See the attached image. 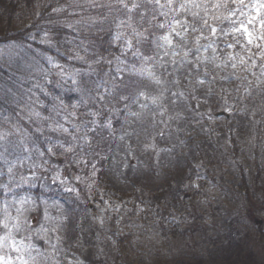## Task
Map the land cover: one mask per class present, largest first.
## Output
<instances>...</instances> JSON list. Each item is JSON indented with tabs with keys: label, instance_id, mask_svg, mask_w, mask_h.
Masks as SVG:
<instances>
[{
	"label": "trees",
	"instance_id": "obj_1",
	"mask_svg": "<svg viewBox=\"0 0 264 264\" xmlns=\"http://www.w3.org/2000/svg\"><path fill=\"white\" fill-rule=\"evenodd\" d=\"M133 3L139 7L132 9ZM194 3L199 6L190 0H173L164 8L154 0H0V169L8 174L0 197L30 191L37 178L58 174L57 169L49 171L53 165L70 160L66 177H75V185L70 180L65 184L60 173V183L48 189L37 183L36 191L72 201L75 235L68 258L73 264H80L82 252L90 248L98 252L96 264H122L130 258L131 244H137L133 236L110 239L102 219L129 230L152 223L154 215L163 219L161 212L167 210L179 222L187 216L196 219L198 200L211 181L224 179L221 173H237L242 182L264 175L260 121L237 114L232 103L238 95L216 67L208 74L210 94L189 95L178 85L205 75L196 64L192 41L175 39L188 57L178 72L161 64L154 48L155 38L169 29L159 28L160 23L171 24L175 17L206 30V20L216 29L220 56L226 57L232 53L228 43L237 34L244 36L241 26L248 23L257 0ZM117 33L124 39L117 41ZM138 96L144 101L134 103ZM212 120L220 123L219 129L188 148L184 134ZM123 121L130 124L135 158L153 175L172 170L181 155L189 174L154 192L114 189L107 173ZM229 246L234 249L233 242ZM233 254L236 260L253 259L245 249Z\"/></svg>",
	"mask_w": 264,
	"mask_h": 264
},
{
	"label": "rangeland",
	"instance_id": "obj_2",
	"mask_svg": "<svg viewBox=\"0 0 264 264\" xmlns=\"http://www.w3.org/2000/svg\"><path fill=\"white\" fill-rule=\"evenodd\" d=\"M251 17V23L241 26L243 30H248L244 35L246 42L241 43L238 36L235 45L240 47V52H234L235 47H232V53L226 54L227 58L220 56V49L214 48V42L203 26H195L197 31L189 28L188 32H183L180 26L172 25L177 32L182 33V37L176 36L169 28L155 38L154 48L158 61L178 72L182 63L188 62V58L175 39H191V49L198 67L206 72L214 67L219 69V77L238 95L232 103L236 106L237 114L256 116L260 121V133L264 135V27H261L264 9L259 13L255 9ZM166 34L172 40L170 45L161 39ZM116 39L120 41L124 37L117 33ZM259 61L263 66L259 65ZM216 62L219 66H216ZM207 75L189 80L186 85L179 84L178 88L189 95L207 96L211 86ZM108 82L104 79L103 86L107 87ZM142 99L136 97L133 102ZM227 111L233 113L234 108L229 107ZM219 126L216 120L199 124L184 134L183 141L188 148H193L210 132L218 130ZM129 129L128 121L121 123L120 138L112 149V170L107 173V179L114 189L128 192L141 187L154 192L166 182L179 183L189 174L188 162L181 155L172 170H159L158 174L153 175L151 170L143 166V162L135 158ZM70 164L69 160L53 165L49 171L52 173L57 169L58 174L52 175V179L37 178L35 182L43 183L45 189L50 188L55 181L60 183V173L66 177ZM221 174L224 179L216 177L210 183L212 187L203 191L202 198L198 200L199 216L194 217L196 219H187V216L183 222H179V218H171L173 213L167 210L161 212L163 219L154 215L152 223H139L134 230L116 223L112 225L111 220L102 219L110 239L131 234V241L137 242L135 246L131 244L133 250L129 251L130 258L122 264H195L199 259L203 261L201 264H264V175L258 181L248 176L242 182L237 173L234 176L227 175L230 174L227 171ZM7 175L0 169V188L7 185ZM69 180L67 178L65 184ZM76 182V178L72 177L68 184L75 185ZM37 183L26 193L9 198L0 197V224L7 222L9 225L8 229L0 227V238L10 232L18 244L23 241L20 252L14 251L9 242L0 247V256L11 257V264H22V261H27V264H73L74 261L68 258L75 235L72 201L60 196L45 197L36 191ZM14 225H19L18 230ZM176 230H180L185 238ZM232 242L233 250L229 246ZM242 249L249 252L253 259L236 260L233 253ZM97 253L92 248L84 250L78 263L96 264Z\"/></svg>",
	"mask_w": 264,
	"mask_h": 264
},
{
	"label": "snow or ice",
	"instance_id": "obj_3",
	"mask_svg": "<svg viewBox=\"0 0 264 264\" xmlns=\"http://www.w3.org/2000/svg\"><path fill=\"white\" fill-rule=\"evenodd\" d=\"M190 2H193V7H198L199 5H196L194 3V0H190ZM121 3H123V0H121ZM148 3H153V0H148ZM155 5H159L161 8H164L166 6L170 7L173 3V0H167V4H161L160 0H154ZM241 3H243V0H241ZM125 8L128 7L127 4L123 5ZM139 5L133 3L132 5V9L138 8ZM180 8H186L185 4H181ZM132 9H129V11H131ZM262 9H264V2H261V0H257V4H256V11L257 13H259ZM159 15L161 16H165L167 17V13L165 12H160ZM198 14L193 13L194 18L197 16ZM153 19H155V16L153 17ZM204 24H207V21L204 20L203 21ZM249 23H251V21H249ZM172 25H178L183 29V32H188L189 28H191L192 31H197V29L195 27H193L188 21H181V20H177L175 19V17L172 18V23L171 24H166V23H160L158 25L159 28L164 29V28H171V31L175 33L176 36L178 37H182V33L181 32H177L176 28L173 27ZM261 27H264V19L261 20ZM212 33L214 34L216 32L215 28L211 29ZM244 31L247 32V28H244ZM161 39L163 41H165L167 44H172V40L170 39L169 35H163L161 37ZM129 46H131V41L128 42ZM159 47H163V45H158ZM167 54V53H165ZM159 81H157L158 83ZM140 95H143V93H140ZM8 223L4 222L2 224H0V227H3L4 229H8ZM14 227L19 228V225H14ZM10 242V244H9ZM9 244L10 247H12V249L16 252H20L21 251V247L23 246V241H20L19 244L17 243V241L15 240V238L12 236V234L9 232L8 234H6L3 238H0V247H3L4 245ZM12 258L11 257H3L0 256V264H11ZM22 264H27V261H22Z\"/></svg>",
	"mask_w": 264,
	"mask_h": 264
}]
</instances>
